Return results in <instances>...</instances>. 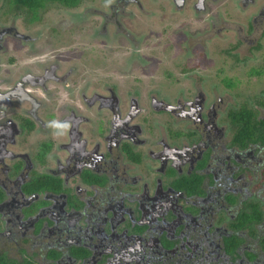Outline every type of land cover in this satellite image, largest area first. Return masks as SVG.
<instances>
[{"label": "flooded vegetation", "instance_id": "1", "mask_svg": "<svg viewBox=\"0 0 264 264\" xmlns=\"http://www.w3.org/2000/svg\"><path fill=\"white\" fill-rule=\"evenodd\" d=\"M102 2L4 11L0 264H264V0Z\"/></svg>", "mask_w": 264, "mask_h": 264}, {"label": "rangeland", "instance_id": "2", "mask_svg": "<svg viewBox=\"0 0 264 264\" xmlns=\"http://www.w3.org/2000/svg\"><path fill=\"white\" fill-rule=\"evenodd\" d=\"M92 7V8H100V6H104V3L102 2V0H83L82 4L75 8V9H67V8H63L61 6L59 7H55L52 9H49V11L43 16V20L42 22L39 24V26L37 24H32L30 29H27L31 32V35H33V37L36 35V33L38 31L41 32L40 35V40L37 42H40L42 44L43 41H47V39L49 38V32L55 28V27H59V26H63L65 25L66 22H68V17L72 16L74 13H80L83 12L86 7ZM13 7L11 6H7L4 5L2 0L0 1V25H8V24H13V20L16 21V24L18 25V27H20L21 30L26 31L25 25L27 24L25 22V18L20 15V16H15V14L9 15V14H4V11H9L12 10ZM15 9V7H14ZM20 10H22L20 7L18 8ZM72 11V12H71ZM17 15V14H16ZM68 24V23H66ZM37 26V27H36ZM68 26V25H66ZM52 33H50L51 35ZM227 40V39H225ZM44 45V44H43ZM34 47V46H33ZM240 70H237L233 72V75H238V77L240 79H242V83L240 84V88H236L235 92H239V93H247L248 92V86H246V76L243 74L242 70H245L246 67H242L239 66ZM239 71V72H238ZM255 70L252 69L249 73H253ZM168 85H172V83H168ZM164 86L161 87V91H163V93H159L160 96H163L166 99H169L167 96L172 95V93H168L166 90L169 88V86ZM261 87L264 86V81L259 78L256 79L255 83L251 84V88L253 87Z\"/></svg>", "mask_w": 264, "mask_h": 264}, {"label": "trees", "instance_id": "3", "mask_svg": "<svg viewBox=\"0 0 264 264\" xmlns=\"http://www.w3.org/2000/svg\"><path fill=\"white\" fill-rule=\"evenodd\" d=\"M2 2L7 6L15 7V9L20 7L22 11L26 10L29 16L28 19L32 22H36L40 19V16L43 17L49 9L59 6L67 9H75L82 4L83 0H2ZM18 11H20V9H18ZM3 13L6 14L5 12ZM244 120V123H246L247 120V125L244 126L243 130L248 132V137H252L257 131L256 124L258 121L252 119L251 115L248 119L246 115ZM255 213H257V209H255ZM251 216L248 217L251 219ZM245 217L247 216L245 215Z\"/></svg>", "mask_w": 264, "mask_h": 264}, {"label": "bare ground", "instance_id": "4", "mask_svg": "<svg viewBox=\"0 0 264 264\" xmlns=\"http://www.w3.org/2000/svg\"><path fill=\"white\" fill-rule=\"evenodd\" d=\"M40 2V1H39ZM16 65V64H15ZM144 169V168H143ZM107 177V176H106ZM72 255V254H71ZM78 256H80V255H78ZM3 258V257H2ZM26 264V263H25Z\"/></svg>", "mask_w": 264, "mask_h": 264}]
</instances>
